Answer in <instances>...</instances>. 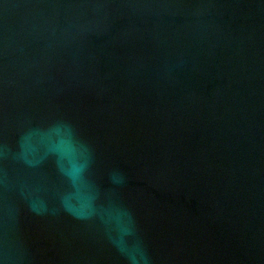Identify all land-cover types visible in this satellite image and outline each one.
<instances>
[{
	"label": "water",
	"instance_id": "95a60500",
	"mask_svg": "<svg viewBox=\"0 0 264 264\" xmlns=\"http://www.w3.org/2000/svg\"><path fill=\"white\" fill-rule=\"evenodd\" d=\"M0 264H264V0H0Z\"/></svg>",
	"mask_w": 264,
	"mask_h": 264
}]
</instances>
